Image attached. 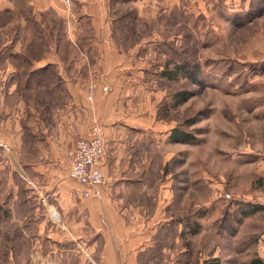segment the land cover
Wrapping results in <instances>:
<instances>
[{
	"label": "crops",
	"instance_id": "crops-1",
	"mask_svg": "<svg viewBox=\"0 0 264 264\" xmlns=\"http://www.w3.org/2000/svg\"><path fill=\"white\" fill-rule=\"evenodd\" d=\"M19 1L45 19L40 38L0 39V256L7 264H264V191L238 195L231 231L193 233L192 218L174 210L186 205L187 188L177 190L164 173L174 126L156 118L165 93L144 52L161 42L130 41L123 26L177 0H0V14H21ZM52 17L63 21L60 31ZM94 126L106 144L107 181L84 197L69 176L71 152Z\"/></svg>",
	"mask_w": 264,
	"mask_h": 264
},
{
	"label": "rangeland",
	"instance_id": "rangeland-1",
	"mask_svg": "<svg viewBox=\"0 0 264 264\" xmlns=\"http://www.w3.org/2000/svg\"><path fill=\"white\" fill-rule=\"evenodd\" d=\"M19 4L21 14H0V39L40 38L45 17ZM149 10L123 29L146 47L161 42L144 48L156 61L155 87L165 93L154 113L189 135L168 144L174 156L164 173L177 190L187 188L186 205L174 210L178 219L192 218L193 233L231 231L238 195L264 191V0L162 1L158 15ZM50 19L60 31L63 21Z\"/></svg>",
	"mask_w": 264,
	"mask_h": 264
},
{
	"label": "built area",
	"instance_id": "built-area-1",
	"mask_svg": "<svg viewBox=\"0 0 264 264\" xmlns=\"http://www.w3.org/2000/svg\"><path fill=\"white\" fill-rule=\"evenodd\" d=\"M89 93V98L91 99L92 88L89 89ZM91 132L90 137L79 139L71 152L69 176L84 187L82 192L84 197L97 194L95 189L107 181L102 170L106 144L100 127L94 126ZM53 215L54 217L57 216L55 212H53Z\"/></svg>",
	"mask_w": 264,
	"mask_h": 264
},
{
	"label": "trees",
	"instance_id": "trees-1",
	"mask_svg": "<svg viewBox=\"0 0 264 264\" xmlns=\"http://www.w3.org/2000/svg\"><path fill=\"white\" fill-rule=\"evenodd\" d=\"M188 137H189V135L187 133L180 131V129H178V128L173 129V131L170 135L171 140L186 141ZM206 264H219V261L214 259V260L209 261ZM251 264H257V259L253 260L251 262ZM260 264H262V262H260Z\"/></svg>",
	"mask_w": 264,
	"mask_h": 264
}]
</instances>
